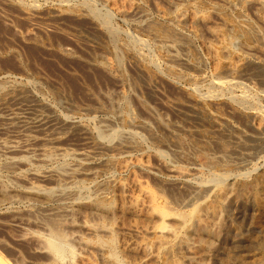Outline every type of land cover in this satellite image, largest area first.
<instances>
[{
    "label": "rangeland",
    "instance_id": "374dc122",
    "mask_svg": "<svg viewBox=\"0 0 264 264\" xmlns=\"http://www.w3.org/2000/svg\"><path fill=\"white\" fill-rule=\"evenodd\" d=\"M130 1L122 13L106 0H0V264H71L48 241L94 264L142 261L122 247L146 222L120 208L117 182L129 172L113 163L144 155L150 168L134 166L136 175L175 210L190 211L197 197L212 202L218 184L249 195L243 211L229 194L235 212L225 206L211 236L194 223L183 235L192 245L212 237L207 264H258L264 204L253 191L264 129L251 118H264V0ZM188 9L208 16L197 35L174 20ZM214 27L250 58L238 77L216 74L207 56ZM175 165L190 175L171 178ZM175 243L155 264H195Z\"/></svg>",
    "mask_w": 264,
    "mask_h": 264
},
{
    "label": "bare ground",
    "instance_id": "6f19581e",
    "mask_svg": "<svg viewBox=\"0 0 264 264\" xmlns=\"http://www.w3.org/2000/svg\"><path fill=\"white\" fill-rule=\"evenodd\" d=\"M106 1L108 2L109 5L115 8L117 11L122 12V13L125 11H128V8L133 7V3L130 0H106ZM225 1H230V0H225ZM194 11L189 10V9L186 11L179 10L176 16L175 17L173 16V17H174V20L179 25L188 23L191 27L190 31L194 35H197L198 31L194 29L195 23H197L198 20H207L208 16L206 14H197V12L195 11L196 12L195 13ZM226 22L227 21L225 20V24ZM231 24L232 23H230V25ZM240 27L241 28H238L236 26V29H239L241 33L242 32L245 33L246 30L242 29L243 28L242 26ZM222 29L223 28H220V27H214L212 29L214 40L213 41L205 40L203 41V45L207 52V56L209 57L214 67V70L217 72L216 74H218V72L220 74L221 72L220 70L222 68L228 72L227 73L228 75L235 78L236 76L238 77L239 71L241 70L243 65L250 60V58L244 53L233 51V49H231L229 42H228V38L224 33L225 31ZM220 82L222 83V81ZM12 115L15 118L19 119V117L16 116V114L13 113ZM12 118L13 117L11 116L10 119ZM42 119L43 118L40 115L36 116L33 119L34 121H32L31 123L35 126L36 124L41 123ZM251 120L259 130L264 129L263 128L264 118L261 113L253 114ZM92 162H95V158H92ZM147 162H148L147 156L144 155L142 158L139 157L138 159H134L133 161H131V163H129L125 158H120L116 164L113 163V165H116L118 169L127 170L129 172L127 181L120 180L117 182V197L116 198H118L120 208L122 209L125 206H127L128 209L132 211L133 213H135L138 217L139 216L144 217L145 222H146L145 224L141 226L139 225L135 228L133 227L136 233L135 239L130 241L131 240L130 238V240L128 241V240H125V238H123V240H121L123 241L121 243H122V247L124 250L134 249L135 251L141 252L145 257H147L144 259V256H142V259H143L142 261L140 260L139 262L130 261L128 264H155V262L164 254L163 253L165 252L164 250L167 248H171L174 244H176L175 242L177 243L179 242L185 247V249L187 250V257H186L187 259L194 262L195 264L196 263L197 264H207V256H208L207 252L211 247L212 237L211 239L209 237L205 238L203 235V238H201L202 237L201 236L200 239L197 240V243L195 245H192L191 242H189V239H187L185 233L183 235V232L190 226L191 223H194V225L195 224H198V226L200 225L199 227H201V230L203 233H205L207 236H211V234H213L212 225L215 224V222L219 219L220 214H222L221 212L226 206L225 203L229 199V194L232 191H234V193L232 194L231 202H234L235 204H237L241 209H243V211H247L250 208L249 207L250 196L243 195L242 192H240L239 190L236 191L238 188L235 187L233 184H218L214 187L212 186L213 188L211 187L212 189H211L209 196H211V199L213 200L212 202H207L205 198L202 199V198L197 197V198H194L195 201L194 199H192L193 202H195V205L190 211L183 212L182 210H175L173 208H170L166 204L165 200L163 199L161 195H159L154 190H152L150 187H148L147 184L136 175L134 166L146 169L149 167ZM91 171L92 169L90 167H86L82 173L91 174L92 173ZM170 171H171V178L173 179L183 180L188 175H190V169L182 165H175L170 168ZM253 197L259 204H264V171L255 179V190L253 191ZM231 202H229V205H227L226 208L227 207L229 208L228 212H230V215L233 216L235 210L234 211L232 210ZM184 203L185 202H183V204ZM156 218L160 220L159 221L160 223L158 222L157 224L153 222V219H156ZM171 218L176 219L177 223L169 224L171 221L168 223V220ZM52 229L56 236H58L59 238L66 239L65 234L60 228L54 227ZM111 239L112 240H110V244L112 245L114 243V238H111ZM258 239H264V235ZM115 243L113 244V246L115 245ZM46 244H47L46 247H48V249L51 250L53 254L55 253L60 258H63V256L65 255H69L68 257L71 258V264H77L78 262L79 264L80 263L81 264H94L91 260H89L90 258L88 259L87 257H85L84 254L78 255V253L76 254L74 250L69 249V247L64 248L62 245L58 244V242L56 243V241L55 242L48 241ZM244 253L246 254V252ZM249 256L251 255L249 254ZM255 257H256L255 259L257 260L258 264H264V249H261L260 253L256 254ZM243 261H245V259ZM167 264H181V263L177 261L176 259H174V261L167 262Z\"/></svg>",
    "mask_w": 264,
    "mask_h": 264
}]
</instances>
